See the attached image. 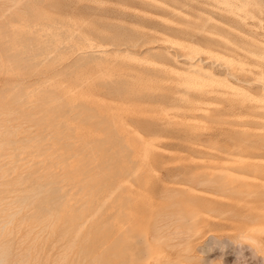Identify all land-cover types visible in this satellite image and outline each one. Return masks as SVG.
Returning a JSON list of instances; mask_svg holds the SVG:
<instances>
[{"label":"rangeland","instance_id":"1","mask_svg":"<svg viewBox=\"0 0 264 264\" xmlns=\"http://www.w3.org/2000/svg\"><path fill=\"white\" fill-rule=\"evenodd\" d=\"M262 83L264 0H0L4 264H264Z\"/></svg>","mask_w":264,"mask_h":264},{"label":"bare ground","instance_id":"2","mask_svg":"<svg viewBox=\"0 0 264 264\" xmlns=\"http://www.w3.org/2000/svg\"><path fill=\"white\" fill-rule=\"evenodd\" d=\"M227 7V6H226ZM127 10V9H126ZM225 61H228V60H225ZM223 63V61H221ZM219 62V63H221ZM229 62V61H228ZM233 62V61H232ZM227 67V66H226ZM232 82V81H231ZM263 84V83H262ZM261 84V85H262ZM260 85V84H259ZM257 96L261 99V103L262 105L264 106V84L261 88H259L258 92H257ZM260 101V100H259ZM260 145V144H259ZM258 145V146H259ZM262 146V144H261ZM223 148V147H222ZM238 152V151H237ZM240 152V151H239ZM238 152V153H239ZM227 153V152H226ZM258 155L260 157H263L264 156V149H260V151L258 152ZM205 164V163H204ZM248 167L252 168L251 166L247 165ZM259 168V167H258ZM240 170V169H239ZM173 174V173H172ZM257 176H264V173L262 171H258ZM199 176V175H198ZM203 176V175H202ZM205 181V180H204ZM206 182V181H205ZM204 182V183H205ZM229 182V179L226 175H219V176H215V178L213 180L210 181V183H213V184H227ZM207 183V182H206ZM231 185V184H230ZM232 186V185H231ZM230 186V187H231ZM233 187V186H232ZM112 188V187H111ZM220 188V187H219ZM113 189V188H112ZM111 189V190H112ZM226 190V189H225ZM225 194V193H224ZM24 204V203H23ZM52 225V224H51ZM186 230V229H185ZM255 230V229H254ZM180 232V231H179ZM184 232V231H183ZM247 232V231H246ZM130 234H132V237L128 240V243H130L132 245V252H133V255H130L128 256V259L129 261H135L136 264H150V245L148 244V241H147V235L145 233H142V232H137L135 229H130ZM174 234V233H173ZM172 234V236H173ZM180 235H181V232H180ZM176 236V235H175ZM178 238V237H177ZM107 239V237H106ZM112 241V240H111ZM110 242V241H109ZM114 244L110 245V255L109 257L111 258H108V260H110V264H115L113 263V256H114V253H113V246ZM73 246V245H72ZM107 246V245H106ZM105 246V247H106ZM128 246V245H127ZM152 247V246H151ZM158 249V248H157ZM177 249V248H176ZM107 250V249H106ZM118 250V249H117ZM181 252V251H180ZM121 254H123V252H121ZM170 254V253H169ZM175 254V253H174ZM173 254V255H174ZM166 256V255H165ZM168 256V254H167ZM164 257V255H163ZM169 257V256H168ZM171 257V256H170ZM182 257V256H181ZM6 251L5 249L0 245V264H4L5 261H6ZM60 258V257H58ZM174 258V257H173ZM169 259V258H168ZM175 259V258H174ZM172 259V261L174 260ZM177 259V258H176ZM13 260V259H12ZM182 260V259H181ZM58 261V259H57ZM65 261V260H64ZM165 261H168V260H165ZM170 261V260H169ZM176 261V260H174ZM179 261V260H178ZM71 262V261H70ZM153 262V261H152ZM28 263V261H27ZM124 263V262H123ZM122 263V264H123ZM181 263V261H180ZM16 264V263H14ZM56 264V263H55ZM63 264V263H62ZM120 264V263H119ZM126 264V263H125Z\"/></svg>","mask_w":264,"mask_h":264}]
</instances>
